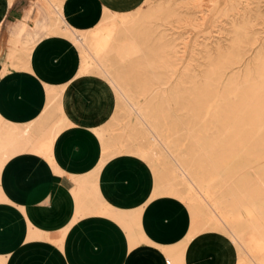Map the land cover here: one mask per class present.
I'll return each instance as SVG.
<instances>
[{"label":"rangeland","instance_id":"obj_1","mask_svg":"<svg viewBox=\"0 0 264 264\" xmlns=\"http://www.w3.org/2000/svg\"><path fill=\"white\" fill-rule=\"evenodd\" d=\"M23 2L19 10L29 8L31 22L39 18L43 10L47 14L43 26L51 25L45 0ZM124 3L130 9L139 2L123 0V4L118 3L116 7L126 9ZM65 4L71 17L75 14L100 16L101 0H66ZM142 4V7L125 11L104 6L102 21L95 22L100 23L97 29L85 30L91 35L101 25L111 24L115 15L121 17L116 26L115 42L126 36L134 37L146 54L117 65V81L167 140L174 155L219 203L220 210L229 217L235 229L246 238L250 233L263 236L264 130L259 132L257 126L253 127L255 120L250 114L258 112L264 102V0H218L216 4L211 0H143ZM6 8H9L7 1L0 0V25ZM17 17L18 14L8 16L0 32V57L5 59L0 73L4 80L0 79V84L7 90L1 96L22 80L16 72L25 70L22 73L26 74L32 53L29 52L27 58L23 48L17 47L15 52L12 40L8 42ZM37 34H32L27 44L32 43ZM76 50L64 39L46 41L34 49V65L44 72L48 71V63L58 64L63 70L77 68L80 53ZM12 52H15L13 59L9 54ZM84 59L81 58V71L90 68L79 76L106 81L92 69L95 64L92 58H87V63ZM10 65L13 71L8 72L6 69ZM106 83L116 94L112 97L113 113L106 130L115 151L111 155L112 149L108 152L107 161L121 155L135 156L153 173L154 190L157 185H162V192L174 188L188 203L193 199L204 203L196 189L189 188L183 181L182 173L177 171L169 154L160 146L153 147L155 140L135 111H131L118 92ZM31 86L28 84L25 89H32ZM46 94L48 102L43 100V106L40 92L23 94L19 101L33 106L35 100L33 107L37 112L43 107L48 110L51 93ZM50 110L55 119L58 116L56 105ZM217 112L222 113L220 122L215 121ZM70 139L76 140L71 135L65 137L66 152L70 151L66 145ZM78 147L76 152L85 157V148ZM140 151H146L147 158L140 157ZM210 231H218L230 239L226 230ZM52 241L58 242L57 239L49 240ZM249 246L258 260L263 261L262 249L253 242ZM171 252L175 253L176 248ZM244 256L248 259L246 254Z\"/></svg>","mask_w":264,"mask_h":264},{"label":"crops","instance_id":"obj_2","mask_svg":"<svg viewBox=\"0 0 264 264\" xmlns=\"http://www.w3.org/2000/svg\"><path fill=\"white\" fill-rule=\"evenodd\" d=\"M6 1L9 8L2 18L0 32L8 16L18 14L8 42L12 40V46L23 48L27 58L29 52L32 53L26 74L20 69L16 72L22 79L19 84L2 96L0 92V109L5 104L15 106L33 78L34 82L63 88V109L67 118L56 124L53 135L52 159L62 175L49 172L48 165L31 154L29 149L14 158L10 156L8 164L0 169V264H170L162 248L174 249L183 245L184 264H238L234 243L218 231L198 232L186 243L192 227L188 208L172 196L152 198L155 178L139 158L128 154L108 158L105 167L96 173L104 159L99 130H108L113 113L112 97L116 94L107 88L105 80L88 75L77 76L81 58L74 69L63 70L55 63H48L50 73L36 68L34 42L27 44L32 34H40L37 48L54 39L73 43L62 36L50 34V37H44L50 26H43L44 19H47L43 10L39 18L31 22L29 8L19 10L25 0H15L11 5ZM118 3L123 4V0H101L99 17L95 14L71 17L66 4L64 8L75 27L93 29L100 24L95 23L98 19L102 21L104 6L119 11L129 10L125 3L126 9L116 7ZM41 27H45V31ZM4 60L0 57V73ZM1 125L0 121V133ZM68 135L76 140L67 142L70 151L66 152L65 137ZM78 146L85 148V157L77 153ZM114 151L113 148L110 155ZM94 177L104 202L102 206L123 213H139L140 228L148 242L130 243L129 232L123 225L94 213L101 207L77 204L83 199L80 184L88 186ZM34 232L40 235L41 240L33 239ZM54 239L58 242L52 243H57V246L49 242Z\"/></svg>","mask_w":264,"mask_h":264},{"label":"bare ground","instance_id":"obj_3","mask_svg":"<svg viewBox=\"0 0 264 264\" xmlns=\"http://www.w3.org/2000/svg\"><path fill=\"white\" fill-rule=\"evenodd\" d=\"M217 1L218 0H211V2H214L215 4L217 3ZM13 2L14 0H8V3H10V5ZM65 2L66 0H45L51 25L49 28L50 29L49 32L46 31L47 34L45 33L46 35L44 37L46 36L50 37V34L52 36H63L69 39L73 43L72 45H74L75 48L79 50L80 58L82 59L85 58L84 59L85 62L87 58L89 59L92 58V60L95 63L94 66H92V69H95V71H97L101 76L105 77L106 81L110 84L111 88H113V90L118 92L122 101L125 102L130 107L131 111L133 110L135 111L138 120L145 124V126L147 127V133L151 138H153V140H155L154 141L155 146L153 147H157V146L162 147L169 154L170 158L172 159L171 161H173L177 171L182 173L181 178L187 184V186H189V188L190 187L195 188L197 193L200 194L201 196L200 198H202L200 200H203L204 203L202 204H204L205 206H203L200 203H197L195 199H193L192 202L188 203L187 202L188 200L186 198H182L177 195L178 194L177 190L174 188L173 189L170 188L168 191L162 192L161 189H164L162 188V185L159 186L157 185L152 195V198L163 195L172 196L186 204V207L190 212L191 220H192L191 221L192 227L189 235L187 236L186 243L189 242L198 232L212 230V229L215 230L223 229L227 231L228 236L235 243L237 247V253L239 257L238 264H245V262L246 264L247 263L264 264V260L263 261L258 260L254 251L251 249V246H249V244H252L253 242V244L255 243L256 245H258V247L262 249V252H264V235L260 236L256 233H250V235H248V238H246L242 233H239L235 229V227L230 223L229 217L224 213H222V211L220 210L218 205L219 203L212 199L209 191H207L203 187L202 183L199 182L197 177L189 171L188 167L181 161V159L178 156L174 155L173 150L170 144L167 142V140L163 136H161L156 126L150 120H148L143 109L139 107V105L128 95V92L125 90V88L117 81L116 75H117V71L119 72V70L117 69L118 68L117 65H121L123 63L129 62L134 58L142 57L146 54L143 46H141V44L138 43V40L134 37L126 36V38H124L122 41L115 42L114 35L117 30L116 26L118 20L121 17H118L119 15H115L114 13H112V15H115V19L111 24L101 25V27L97 31H94L91 35H89L90 32L88 33V30L79 29L75 27L73 23L69 20V18L65 13V8H64ZM140 5L141 7L143 6L142 2L138 6ZM41 29L45 31V27H41ZM39 36L40 34H37L36 36H34L32 40V42H34L33 44L34 49L37 48L36 42L38 41ZM17 47L18 46H16L15 48V52H17ZM15 52L9 53L11 55V59L15 58L14 57ZM90 64L88 63V65ZM11 65L9 68L7 67L6 71L8 72L13 71L12 70L13 66ZM89 68L90 67L86 69L84 68L82 72L80 67L77 76H79L80 74L87 73V69ZM2 78H4V76L0 77V79ZM2 83L4 82L2 81ZM30 84L32 85L31 86L32 89H25L23 94L31 95L32 93L40 92L41 95L43 96V99L41 101V105L43 106L44 103L43 100L47 101L45 97L46 96L45 93L49 91L52 94V95L51 94L48 95L50 99L49 106L51 107L54 104L56 105L58 116L55 119H52L53 112L50 110V107L48 110L46 107H43L38 110L39 112H37L36 108L33 107L36 104V101L35 100L32 101L33 106H31L25 101H19L22 99V96L19 98L18 103L13 107L9 106L8 104L3 105V108L0 109V121L2 124L1 133H0V137H1L0 153L2 157L0 161V169H2V167L4 168L8 164V158L10 156H13L14 158L19 154L26 152L29 149L30 151H32L31 154L37 155L38 156L37 158L42 159L48 165L49 172H53L56 175H62L61 171L57 168L56 164L52 159V150L54 146L53 145L54 128L61 119L67 118L63 109V101L61 99L63 94L62 92H64L62 91L63 88H57L54 85H50V84L49 85L40 84L38 82H34L33 78ZM3 85L5 86V84ZM4 89L6 88H4L0 84L1 93L7 91ZM250 115L252 117V120H255V122L253 123V127L257 126L259 128L257 131L259 132L264 130V102L258 112ZM214 117H215V121L220 122L222 118V113L217 112ZM99 132L102 134L101 145H102L104 159H102V161L100 162L99 164L100 167H98L96 173L100 172L105 167L107 163L106 156L108 152L112 149V147H110L111 142L107 140L108 138L106 131L99 130ZM40 140H42V143H40L41 142ZM136 148L138 150V147ZM138 153L140 154V157L147 158L148 156V153L146 151L144 152L140 151ZM2 180L5 182L4 179ZM81 184H80V188H82L83 190L82 191L83 196L81 195V197H83V199L80 197L82 199V200L80 199L81 201L76 200L78 202L77 203L78 205L79 203H87V204L89 203L92 204L94 208L101 207L98 208L99 210L97 209L98 211L95 210L96 212L94 213H100L104 216L114 219L115 221L123 225L124 228H126L129 232L130 243L133 244L134 241H138V242L149 241L147 240V238L145 237L144 233L140 228L139 213H127V212L123 213V212H119V210L117 209H116L117 211H115L114 209L108 206L103 207L102 205L104 202H102V197L98 191L95 177L88 182V186ZM77 190L79 189L77 188ZM72 194L74 195L75 193ZM93 206L92 207L89 206V207L93 209ZM89 207L87 208L89 209ZM249 213L251 214V211H249ZM32 237L34 240L36 239L41 240L40 235H38L36 232L33 233ZM140 239H142V241ZM247 241H249L250 243L248 244ZM259 242H261V244ZM52 244L57 246V243H52ZM162 249L167 254L170 264H184L183 263L184 249H185L184 245L181 247H177L175 253H172L170 248H162ZM173 254L176 257L173 256ZM244 254L248 256V259L244 256Z\"/></svg>","mask_w":264,"mask_h":264}]
</instances>
